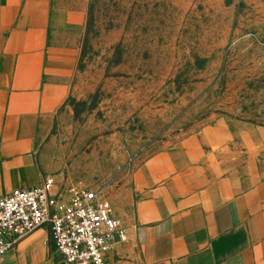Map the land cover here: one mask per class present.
Segmentation results:
<instances>
[{"label":"rangeland","instance_id":"374dc122","mask_svg":"<svg viewBox=\"0 0 264 264\" xmlns=\"http://www.w3.org/2000/svg\"><path fill=\"white\" fill-rule=\"evenodd\" d=\"M219 119L264 127V0H88L41 171L101 190L120 215L143 162ZM37 242L13 245L0 264H63Z\"/></svg>","mask_w":264,"mask_h":264},{"label":"crops","instance_id":"0c3cea01","mask_svg":"<svg viewBox=\"0 0 264 264\" xmlns=\"http://www.w3.org/2000/svg\"><path fill=\"white\" fill-rule=\"evenodd\" d=\"M87 22L88 0H0V197L47 178L39 148L72 93ZM123 203L110 264H264V127L207 124L143 162ZM39 240L45 229L18 247Z\"/></svg>","mask_w":264,"mask_h":264},{"label":"built area","instance_id":"2783aa9c","mask_svg":"<svg viewBox=\"0 0 264 264\" xmlns=\"http://www.w3.org/2000/svg\"><path fill=\"white\" fill-rule=\"evenodd\" d=\"M39 229L46 230L63 264H110L113 245L125 241V229L101 190L51 177L0 197V260Z\"/></svg>","mask_w":264,"mask_h":264}]
</instances>
